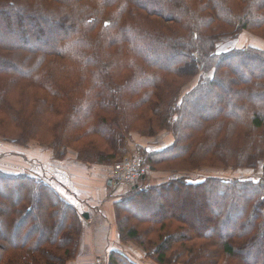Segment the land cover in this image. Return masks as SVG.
Segmentation results:
<instances>
[{
    "label": "trees",
    "instance_id": "obj_1",
    "mask_svg": "<svg viewBox=\"0 0 264 264\" xmlns=\"http://www.w3.org/2000/svg\"><path fill=\"white\" fill-rule=\"evenodd\" d=\"M1 28L0 139L36 141L56 160L71 151L84 164L113 165L132 134L166 133L171 144L138 156L174 174L115 203L119 235L155 264H264L261 179L185 174L264 160V50L218 51L243 31L264 40V0H0ZM6 182L0 264L74 260L75 207L27 174L0 171ZM191 192L209 216L163 211ZM107 264L133 263L112 252Z\"/></svg>",
    "mask_w": 264,
    "mask_h": 264
},
{
    "label": "rangeland",
    "instance_id": "obj_2",
    "mask_svg": "<svg viewBox=\"0 0 264 264\" xmlns=\"http://www.w3.org/2000/svg\"><path fill=\"white\" fill-rule=\"evenodd\" d=\"M6 29L7 28H1L0 33L2 35H7L8 31ZM42 30L45 32L47 29H42ZM27 44L29 45V47H31L32 45L29 43ZM246 47H254V48L264 50V40L255 36L252 33L243 31L235 39L224 38L223 40H221V42L218 44V51L227 52L231 49H241V48H246ZM197 81H198V77L190 78L187 81L186 86L184 88L185 92H187L190 88L195 86ZM167 137L170 138L169 135H166V133H161L157 135L155 138H145V137H140L136 134H132L128 142V145H127L128 146L127 153L125 154V156H130V155L142 156V151H144L145 149L150 150V148L148 149V147L152 145H155V147L160 149L162 146H165L166 141L164 140H167L168 139ZM135 141H138V145L135 144L131 148V145H133ZM123 157H120V158L117 157L114 161L116 160L120 161ZM74 160H76L75 154L72 153L71 151H68L65 158H63L62 160H56L53 157L52 151L50 149H48L46 146H42L36 141H30L25 146H20V145L11 143V141H4L0 139V171L3 172V174L7 176L9 179L10 177L15 176L17 174H27L32 178L45 181V183L49 184L48 182H50V179L53 178L52 173H55V171L58 169L57 167L60 165H64L70 171H76V166H75L76 164L73 162ZM80 163H81L80 166L82 165L88 166V167L91 166V165L89 166L87 164H84L82 162ZM257 163L258 165L256 166L255 169L241 168L235 171H231V170L222 171L221 169L202 168L199 171L186 172L185 174L189 173L187 175L191 176L192 178L215 177V178H219L222 180H234V179L259 180V179H263V178H260V175L262 174V170L264 168V160H259ZM99 166H102V167H95L96 171L98 172V179L99 178L100 179L110 178L112 164L99 165ZM146 166H147V171L144 173L141 180L138 181V184L136 187H141V188L150 187L154 184L160 183L161 181L168 179L173 173L170 170H166V169L163 170L162 168H157V170H151V166L149 164H146ZM177 173L184 174V172H181V171H178ZM5 185L6 186L0 187L1 193L4 191L8 192L9 185L11 186V183H8ZM134 188L135 186L130 187V189L128 188L126 189V187L123 185H114L115 192L124 191V189H126L127 192H130ZM124 195L125 194H123L121 197H123ZM171 202H173V205L175 203V206L173 205L171 206ZM171 202H167L163 211H165L168 214L171 208L175 209L174 213L179 215V218L185 221L198 222L195 216V212L198 210L200 211V209L205 211L204 213L207 212L206 216L207 215L209 216L210 214L208 210H205V208L201 206L202 204L200 205L197 203V195L192 192L188 193L187 195L182 194L180 197L175 198ZM79 218L81 219V215L79 216ZM81 223H82V232L85 234L86 226L82 220H81ZM204 224H206V226L208 225L206 222H204ZM115 227L119 235V230L116 225V221H115ZM119 239L122 243H124L125 241H128V240H123V237H121V235H119ZM132 242L133 243H130L132 244L131 249L134 251H137L138 253L137 252L134 253L131 260L125 258L127 261L133 264H155L152 259L146 256L147 255L146 252L141 248V246H139V244L136 241H132ZM81 244L83 243H81V236H80V238L78 239V245H77V250H76L77 254H76L75 259L68 261L66 264H76L75 262L77 260L79 251H80V254L89 256L90 248L87 246L83 248ZM95 251H93V254H96ZM116 254L123 256L122 252L121 253L119 252Z\"/></svg>",
    "mask_w": 264,
    "mask_h": 264
},
{
    "label": "crops",
    "instance_id": "obj_3",
    "mask_svg": "<svg viewBox=\"0 0 264 264\" xmlns=\"http://www.w3.org/2000/svg\"><path fill=\"white\" fill-rule=\"evenodd\" d=\"M167 135V134H166ZM168 138V137H167ZM165 146L171 144V139L164 140ZM137 144L135 141L131 148ZM150 150H160L155 145L149 146ZM76 165V171H70L64 165L58 166L53 178L50 179L51 187L59 194L61 198L70 202L77 212L81 215V220L85 224V234H81V246L90 248V254L83 255L78 252L76 264H91L95 257L102 256L108 259L110 252L121 253L131 260L133 254L137 251L132 250V240L122 243L115 227V203L120 199L124 191H114V185L110 178L98 179V172L95 167H102L98 164L80 166L77 160L73 161ZM110 181V184H108ZM130 189V188H128ZM118 190V189H117ZM86 215L87 219L82 216ZM125 246V247H124ZM95 249V250H93ZM92 251V252H91ZM93 251L96 254H93ZM138 253V252H137ZM140 256V254H139Z\"/></svg>",
    "mask_w": 264,
    "mask_h": 264
},
{
    "label": "built area",
    "instance_id": "obj_4",
    "mask_svg": "<svg viewBox=\"0 0 264 264\" xmlns=\"http://www.w3.org/2000/svg\"><path fill=\"white\" fill-rule=\"evenodd\" d=\"M146 171L147 166L143 164L140 156H125L120 161H117L112 165L110 179L116 185L136 187L138 181L141 180ZM260 177L264 178V169L262 170ZM91 264H107V259L102 256H98L94 258Z\"/></svg>",
    "mask_w": 264,
    "mask_h": 264
},
{
    "label": "water",
    "instance_id": "obj_5",
    "mask_svg": "<svg viewBox=\"0 0 264 264\" xmlns=\"http://www.w3.org/2000/svg\"><path fill=\"white\" fill-rule=\"evenodd\" d=\"M260 182H261V184H264V179H263V180H261ZM108 184H110V181H109V183H108ZM82 218H83V219H87V216H86V215H83V216H82Z\"/></svg>",
    "mask_w": 264,
    "mask_h": 264
}]
</instances>
